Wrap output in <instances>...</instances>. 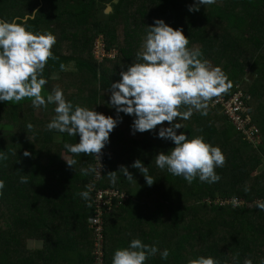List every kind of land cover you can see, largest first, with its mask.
I'll list each match as a JSON object with an SVG mask.
<instances>
[{"label": "trees", "instance_id": "trees-1", "mask_svg": "<svg viewBox=\"0 0 264 264\" xmlns=\"http://www.w3.org/2000/svg\"><path fill=\"white\" fill-rule=\"evenodd\" d=\"M254 2L0 0V115L34 140L0 136V264H94L93 187L129 199L104 218V264H264V78L250 83L238 64L264 70V41L246 46L232 26L253 20ZM100 36L118 52L103 64ZM38 71V85L75 76L74 95L30 96ZM213 71L200 96L194 81ZM235 86L256 148L206 109ZM98 125L111 156L96 182Z\"/></svg>", "mask_w": 264, "mask_h": 264}, {"label": "built area", "instance_id": "built-area-1", "mask_svg": "<svg viewBox=\"0 0 264 264\" xmlns=\"http://www.w3.org/2000/svg\"><path fill=\"white\" fill-rule=\"evenodd\" d=\"M98 39L96 40V42ZM102 42L104 43V37L102 36ZM93 57L99 64H103L105 60H111L110 54L112 51H107L105 43L100 49H96V43L93 47ZM102 48V49H101ZM102 58V60H99ZM237 89V88H236ZM249 99L240 89H237L231 96L227 98L218 97L211 102L212 109H218L221 114L227 119L234 131L240 136V138L248 145L256 148L260 143V135L256 126L252 122V118L249 114L247 107ZM103 127L95 131L93 141L96 143L95 148V181L98 182L103 177V168L106 166L107 159L111 156V153L104 152V136ZM128 199V196L116 190H103L98 191L94 198V207L98 210V215L90 222V228L94 232L96 238V248L99 249L103 246L104 237L102 232V216L103 212L111 213V207L114 203L121 204ZM234 205H238L236 201ZM224 204V203H222Z\"/></svg>", "mask_w": 264, "mask_h": 264}, {"label": "rangeland", "instance_id": "rangeland-1", "mask_svg": "<svg viewBox=\"0 0 264 264\" xmlns=\"http://www.w3.org/2000/svg\"><path fill=\"white\" fill-rule=\"evenodd\" d=\"M227 8H222L221 11H226ZM107 12H111L110 10H105L101 13L100 17L102 19L106 18L107 16ZM250 35V38L252 36H254L253 33H248ZM1 36V35H0ZM96 49H100L101 45L102 47L104 46V43L102 42V36H100L98 38V41L96 42ZM94 43V45H95ZM94 49V48H93ZM102 49V48H101ZM94 51H92V55H93ZM27 56L30 58H38L41 56V53H39L37 50H30V52L27 53ZM118 56V52L116 50H112V54H110V57L112 58L111 60H114L116 57ZM96 60V59H95ZM99 60H102V58H100ZM97 61V60H96ZM239 66L240 68H243L244 70L248 71V69L246 68L247 64L244 63L243 61H239ZM36 66L31 65L29 67V71L30 68L35 71ZM42 71V70H41ZM44 71H42L41 73H43ZM39 71L36 72L35 77H32L29 75V79L30 81L34 80V84H33V88L31 89L30 92V96L32 97H36V98H40L41 97V91L44 90V88L40 87V85L45 84V85H49V94L50 93H54L53 90L56 92L58 90L63 91L66 95H68L70 89L72 88L71 84L76 83L77 78L75 76H69L64 78L65 80H60V77H58L57 75L55 76H51L48 80L44 81L43 83H41L40 85L37 84L38 80H39ZM30 74V73H29ZM54 75V74H53ZM207 76V77H206ZM210 76H213L212 78H210ZM220 73L216 74L215 72H213L212 74H207L205 76H203L202 78H199L197 80L194 81L195 84V88H196V92L199 93L200 96H202L201 94L204 95H210L209 93H207V89L215 84L219 79H220ZM215 80V81H214ZM242 90H244V87L240 86ZM237 88V87H236ZM70 93H73L72 91H70ZM248 99H250L249 96H247ZM210 102V101H209ZM41 107V105H36V110H33L34 113H36L35 117L36 119H40L41 116V112L38 110ZM256 107V102L254 101V108ZM207 110H212L210 109L208 106L206 108ZM253 111V110H252ZM26 114H31L30 109H26ZM250 113V112H249ZM251 115V114H250ZM34 117V118H35ZM252 118V115H251ZM34 120V119H33ZM13 123V127H6L5 125H10V123H7L4 116L1 114L0 115V136H4V137H8V136H17V137H23V139H25L26 142L28 143H34L33 138L30 135H23V131L21 129L18 128L17 126V121L13 120L11 121ZM130 126L132 125L131 123L129 124ZM101 127L98 125L97 129H95L96 131H98V129H100ZM57 141H61V139L57 138ZM261 143H259L256 147H258ZM70 156L67 155L64 151H61L60 153V159L66 161L67 163H69L70 161ZM259 171H261V169H259L256 173H258ZM92 217L89 219V223L91 222ZM90 227V226H89ZM43 242L39 241V242H35V241H29L27 242V246L29 249H33V250H40L43 248ZM104 252V249H103ZM95 253V249L93 251V255ZM95 261V258H94ZM95 264V263H94Z\"/></svg>", "mask_w": 264, "mask_h": 264}, {"label": "crops", "instance_id": "crops-1", "mask_svg": "<svg viewBox=\"0 0 264 264\" xmlns=\"http://www.w3.org/2000/svg\"><path fill=\"white\" fill-rule=\"evenodd\" d=\"M254 6L253 7H248V9L246 10V15H249V18L252 16L253 17V20H250V19H245V17H242V16H238L237 18L234 19V21L232 22V26L235 30V36L238 40H241L242 37L244 39V43H246V46H250L252 45L253 43H258L260 41H264V0H254ZM257 21V22H256ZM259 22H261L259 24ZM248 33H253L254 36H252L250 38V35ZM246 36V38H245ZM261 39H260V38ZM260 48V47H259ZM264 48V45L261 46L260 49H263ZM263 52H264V49H263ZM238 60L240 61V59L238 58ZM260 60V63H261V59H258ZM245 63V62H244ZM239 64V62H238ZM247 64V63H246ZM240 67V66H239ZM248 69V68H247ZM69 70V69H68ZM70 71L72 73H76L74 71V67L71 66L70 67ZM257 71H260V73H256ZM254 72L251 71V69H248V71H244V78L245 79H248V81L250 83H254L256 80H258L259 78H264V70H259V69H255ZM215 72L216 74H218L219 72L218 71H213ZM213 72H211L210 74H212ZM66 77H69V76H64L61 78V80H65L64 78ZM207 77V76H206ZM213 76H210V78H212ZM215 81V80H214ZM72 85V84H71ZM45 86H49V85H45ZM45 86L42 85V87L44 88V90L41 91V98L42 97H46L47 95L49 96H54V93H58L60 92L61 90H58V91H54V93H50L49 94V89H48V92H45ZM237 87V86H235ZM235 87H234V91H235ZM241 91H243L241 89V87L239 88ZM63 92V91H61ZM244 92V91H243ZM245 93V92H244ZM233 94V93H232ZM69 95H74V92L73 93H68V95H66L64 92H63V97H68ZM247 95V94H246ZM231 96V95H230ZM40 112L42 110L38 109ZM167 116L169 117V113L167 114ZM68 133V131H67ZM56 138H59V139H63V137L61 135H57ZM70 161V160H69ZM66 162V161H65ZM35 242H39V241H35Z\"/></svg>", "mask_w": 264, "mask_h": 264}, {"label": "bare ground", "instance_id": "bare-ground-1", "mask_svg": "<svg viewBox=\"0 0 264 264\" xmlns=\"http://www.w3.org/2000/svg\"><path fill=\"white\" fill-rule=\"evenodd\" d=\"M94 169L96 171V168L94 166ZM107 171V167L104 166L103 168V176H104V173ZM98 191H103V190H97L96 191V188L93 187V190H92V193H93V200L95 198V195ZM129 199H127L125 202H127ZM125 202H122L121 204H118V203H114L111 207V213H107L106 211L103 212V216H102V221H103V224H102V232H103V237H104V225H105V222H104V218L105 216L107 215H110L113 213V211L115 209H119L120 207H122L124 205ZM98 215V210L93 207V216H92V220L97 217ZM90 231L93 233V236H94V232L93 230L90 228ZM94 249H95V253H94V258H95V264H104V252H103V249H104V242H103V246L99 249L96 248V238L94 236Z\"/></svg>", "mask_w": 264, "mask_h": 264}, {"label": "clouds", "instance_id": "clouds-1", "mask_svg": "<svg viewBox=\"0 0 264 264\" xmlns=\"http://www.w3.org/2000/svg\"><path fill=\"white\" fill-rule=\"evenodd\" d=\"M243 92V91H242ZM244 93V92H243ZM245 94V93H244ZM246 95V94H245ZM248 96V95H247ZM218 97H223V96H218ZM218 97H216V98H218ZM216 98H214V99H216ZM223 98H227V97H223ZM214 99H212L210 102H209V105H208V107L210 108V109H212L211 108V102L214 100ZM212 110H218V109H212ZM219 111V110H218ZM219 113L221 114V112L219 111ZM222 115V114H221ZM223 116V115H222ZM251 116V115H250ZM224 117V116H223ZM225 118V117H224ZM227 120V119H226ZM253 121V120H252ZM228 122V121H227ZM228 124H229V122H228ZM230 125V124H229ZM231 126V125H230Z\"/></svg>", "mask_w": 264, "mask_h": 264}, {"label": "water", "instance_id": "water-1", "mask_svg": "<svg viewBox=\"0 0 264 264\" xmlns=\"http://www.w3.org/2000/svg\"><path fill=\"white\" fill-rule=\"evenodd\" d=\"M29 18H30V16H28V17L25 19V21H27ZM16 21H17V20H15L14 23H15Z\"/></svg>", "mask_w": 264, "mask_h": 264}]
</instances>
